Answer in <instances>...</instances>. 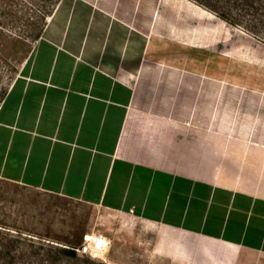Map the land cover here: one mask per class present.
Wrapping results in <instances>:
<instances>
[{
    "label": "crops",
    "instance_id": "0c3cea01",
    "mask_svg": "<svg viewBox=\"0 0 264 264\" xmlns=\"http://www.w3.org/2000/svg\"><path fill=\"white\" fill-rule=\"evenodd\" d=\"M159 1L126 2L147 18L139 26L96 0L60 4L42 35L46 65L0 105V163L27 186L125 217L152 238L153 258L264 264V115L251 112L264 100L228 97L184 61L146 63ZM175 35L197 48L211 36Z\"/></svg>",
    "mask_w": 264,
    "mask_h": 264
},
{
    "label": "rangeland",
    "instance_id": "374dc122",
    "mask_svg": "<svg viewBox=\"0 0 264 264\" xmlns=\"http://www.w3.org/2000/svg\"><path fill=\"white\" fill-rule=\"evenodd\" d=\"M96 1L138 26L147 19L131 11L128 0ZM70 2L0 0V105L21 76H32L46 65L40 57L42 35L60 4ZM157 10L162 23L151 37L146 63L159 58L184 61L207 70L209 81L224 85L228 97L264 100V0H160ZM201 10L212 18L199 19ZM192 28L211 35L201 48L182 44L175 35ZM141 29L136 35L143 50L150 38ZM251 110L264 115V108ZM3 166L0 163V264H170L153 258L152 238L143 237L125 217L27 186L15 169ZM95 233L112 241L107 259L81 252L88 245L85 236L88 240Z\"/></svg>",
    "mask_w": 264,
    "mask_h": 264
},
{
    "label": "built area",
    "instance_id": "2783aa9c",
    "mask_svg": "<svg viewBox=\"0 0 264 264\" xmlns=\"http://www.w3.org/2000/svg\"><path fill=\"white\" fill-rule=\"evenodd\" d=\"M85 242L88 245L83 246L81 252L83 254H89L92 258H100L103 248L106 245L105 237H103L101 234H98L93 236L92 240H87V236H85Z\"/></svg>",
    "mask_w": 264,
    "mask_h": 264
},
{
    "label": "bare ground",
    "instance_id": "6f19581e",
    "mask_svg": "<svg viewBox=\"0 0 264 264\" xmlns=\"http://www.w3.org/2000/svg\"><path fill=\"white\" fill-rule=\"evenodd\" d=\"M96 235H98V234H93V235H91V237L88 239V240H92L93 239V236H96ZM103 237H105V247L103 248V251H102V253H101V257L103 258V259H107L108 258V255H109V252H110V250H111V247H112V243H111V241L109 240V238H107L106 236H104L103 235ZM89 242V241H88Z\"/></svg>",
    "mask_w": 264,
    "mask_h": 264
}]
</instances>
